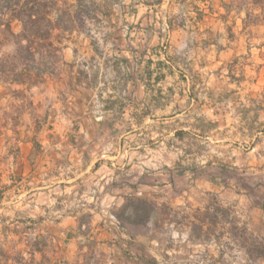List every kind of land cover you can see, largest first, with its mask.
Instances as JSON below:
<instances>
[{
  "label": "rangeland",
  "instance_id": "rangeland-1",
  "mask_svg": "<svg viewBox=\"0 0 264 264\" xmlns=\"http://www.w3.org/2000/svg\"><path fill=\"white\" fill-rule=\"evenodd\" d=\"M249 1L121 0L63 40L56 76L0 85L7 264L212 263L219 229L202 243L185 217L218 205L264 238V18L244 28ZM130 194L157 208L148 231L127 224Z\"/></svg>",
  "mask_w": 264,
  "mask_h": 264
},
{
  "label": "trees",
  "instance_id": "trees-1",
  "mask_svg": "<svg viewBox=\"0 0 264 264\" xmlns=\"http://www.w3.org/2000/svg\"><path fill=\"white\" fill-rule=\"evenodd\" d=\"M120 2L121 0H0V31L5 36L0 41V51L6 46L12 48L11 53L0 56V85H23L31 88L41 83L46 75L56 76L57 53L61 50L59 46L63 40L73 34L87 33L90 21H98L102 16L111 15L114 6ZM143 4L152 6L150 2ZM246 5L249 8L243 20L244 28L251 18H264V0H250ZM14 23L20 26L18 33L13 32ZM167 26L171 29V22ZM122 63L128 69L129 61L126 58L122 59ZM150 63L148 60L147 64ZM158 64L161 65V62ZM158 80L159 77L156 78ZM123 201L122 210L128 212L126 221L130 227L148 231L150 224H157V208L148 199L130 194L124 196ZM260 208L264 211V197ZM185 219H191L188 224L193 232H197L195 238L202 243L209 241L219 229L216 238L219 244L223 242L225 250L221 251L222 257L207 264L264 263V238L251 232L247 223L229 207H207L204 211L196 210L193 216ZM229 246L243 255L240 262H230L224 258ZM35 251L40 252V249ZM35 251L30 255L33 256ZM11 256L6 249L0 247V264H7L12 260ZM15 257L17 264H27L22 257ZM141 264L159 263L155 259L142 258ZM189 264L205 262L195 260Z\"/></svg>",
  "mask_w": 264,
  "mask_h": 264
},
{
  "label": "crops",
  "instance_id": "crops-1",
  "mask_svg": "<svg viewBox=\"0 0 264 264\" xmlns=\"http://www.w3.org/2000/svg\"><path fill=\"white\" fill-rule=\"evenodd\" d=\"M50 163H51L50 160H45L44 165H45L46 169H49V168H50V165H51ZM50 178H51V177L47 176L46 180L48 181V180H50ZM61 182H62V181L59 180L57 183H61Z\"/></svg>",
  "mask_w": 264,
  "mask_h": 264
}]
</instances>
